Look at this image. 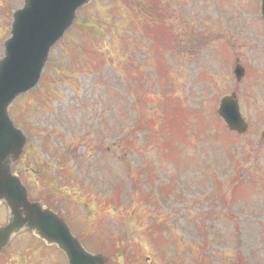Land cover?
Instances as JSON below:
<instances>
[{"label": "rangeland", "instance_id": "374dc122", "mask_svg": "<svg viewBox=\"0 0 264 264\" xmlns=\"http://www.w3.org/2000/svg\"><path fill=\"white\" fill-rule=\"evenodd\" d=\"M259 2L92 0L11 107L27 136L15 172L88 250L111 264H182L186 247L202 264H264ZM22 5L0 0V57ZM235 58L246 69L240 82ZM233 92L243 134L217 114ZM106 229L114 234L104 246ZM66 263L27 231L0 251V264Z\"/></svg>", "mask_w": 264, "mask_h": 264}, {"label": "water", "instance_id": "95a60500", "mask_svg": "<svg viewBox=\"0 0 264 264\" xmlns=\"http://www.w3.org/2000/svg\"><path fill=\"white\" fill-rule=\"evenodd\" d=\"M89 1L24 0V6L13 14L11 37L4 43L0 59V204L5 202L10 210L8 223L0 226V249L28 228L48 245L62 250L68 264H105V256L87 251L65 220L43 201L29 200L28 189L12 172L26 138L10 118L9 107L38 83L51 48L72 26L77 11ZM235 74L240 80L244 68L238 65ZM219 114L232 130H246L235 95L222 99Z\"/></svg>", "mask_w": 264, "mask_h": 264}, {"label": "trees", "instance_id": "16d2710c", "mask_svg": "<svg viewBox=\"0 0 264 264\" xmlns=\"http://www.w3.org/2000/svg\"><path fill=\"white\" fill-rule=\"evenodd\" d=\"M159 71L160 72L162 71L161 67L159 68ZM185 250H186V252H185L186 254H180L179 258H178L180 260H186V262H184L182 264H202V260L200 258L195 259V258L190 257V251H189V249L187 247L185 248ZM175 264H179V263L175 262Z\"/></svg>", "mask_w": 264, "mask_h": 264}]
</instances>
